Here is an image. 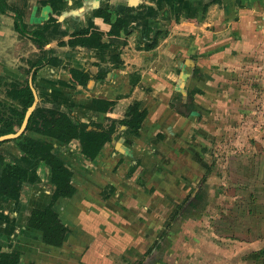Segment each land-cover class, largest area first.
I'll return each instance as SVG.
<instances>
[{
  "label": "crops",
  "instance_id": "1",
  "mask_svg": "<svg viewBox=\"0 0 264 264\" xmlns=\"http://www.w3.org/2000/svg\"><path fill=\"white\" fill-rule=\"evenodd\" d=\"M6 2L28 32L55 26L38 47L11 29L12 13L0 14V87L29 86L35 106L70 108L84 123L115 122L95 146L24 132L51 145L72 196L53 205L62 244L43 243L31 211L55 185L39 161L38 181L0 209V264H264V0ZM104 7L129 33L109 34L94 14ZM86 29L108 46L67 43ZM94 99L114 104L99 112ZM133 102L146 110L138 129L118 123ZM4 148L23 156L14 141ZM200 194L203 216L183 218Z\"/></svg>",
  "mask_w": 264,
  "mask_h": 264
},
{
  "label": "trees",
  "instance_id": "2",
  "mask_svg": "<svg viewBox=\"0 0 264 264\" xmlns=\"http://www.w3.org/2000/svg\"><path fill=\"white\" fill-rule=\"evenodd\" d=\"M9 12L12 13L11 29L19 36L29 39L38 47H43L48 42L46 31L49 33L48 29L51 26H55L52 19L41 28L28 32L24 26L20 12L15 7L7 4L6 0H0V14H8ZM94 14L103 17L105 21L111 24L110 35L117 36L121 31L126 34L129 33L127 21L119 17L111 21V12L107 7L98 8ZM88 33V29L82 30L67 43L69 45L82 44L94 48L108 46L109 43L102 42L103 34L101 32L93 29L89 35ZM155 44L156 38L150 43V47H153ZM47 62H50L49 59ZM103 76L104 73L98 72L95 78L100 79ZM1 85L6 89L5 91L9 100L8 103L0 102V135H4L16 131L23 120L26 110L33 103L34 98L32 89L29 86L24 87L15 82L8 81L2 82ZM93 102L99 112H106L114 104L113 101L101 99H94ZM126 115L128 116V120L119 121L118 123H122L131 129H138L146 115V110H139L138 102H133L128 106ZM33 116L45 118L48 124L43 127L34 125L32 123ZM107 121L110 123L106 126L96 122L84 123L72 114L70 108L56 110L35 106L25 130L52 137L62 143H69L76 139L79 142L95 146L97 143L102 144L106 141L111 126L115 122V120L109 119ZM9 141H14L16 146L22 151L23 156L21 158L7 155L3 144ZM50 148L51 145L34 140L24 133L15 139L0 142V161L4 162L0 177V209L8 202H16L20 199L23 183L31 184L38 181L34 166L39 161L50 164L52 172H54V176L51 179V182L55 185L54 192L47 205L43 208L32 209L31 217L44 223L42 242L48 245L60 246L64 235L63 231L56 225L57 213L54 211L53 205L60 197H71L72 191L64 181L59 179V177H67V172L63 163L50 154ZM95 154V152H92L90 158L94 157ZM175 214L172 213L171 217H174Z\"/></svg>",
  "mask_w": 264,
  "mask_h": 264
},
{
  "label": "rangeland",
  "instance_id": "3",
  "mask_svg": "<svg viewBox=\"0 0 264 264\" xmlns=\"http://www.w3.org/2000/svg\"><path fill=\"white\" fill-rule=\"evenodd\" d=\"M0 88H2L3 90H4V88L1 86ZM2 89H0V90H2ZM7 97V96H6ZM5 97V94H4V96H3V94H2V91H1V93H0V102H4V103H8V99ZM17 130V129H16ZM6 144V143H5ZM5 144H3V146L5 145ZM195 200V202H199L200 204H199V206L198 207H195V208H193V212H191L192 210H191V208L190 207H185L184 206V211H182V209H180L181 211H179L178 213H181L182 215V217L183 218H186V217H190V216H192V217H200V216H203V214L205 213L204 212V210H203V203H204V200H205V195H202V194H200L199 195V197H197V198H194L193 199V201ZM184 205V204H183ZM172 213H174V211L172 212ZM171 213V214H172ZM191 213H193L194 215H192ZM186 216V217H185ZM197 217V218H198ZM174 217H172V219H173ZM172 219H170V220H172ZM175 219V218H174ZM173 219V220H174ZM172 220V221H173ZM199 249H202V248H199ZM206 249V247H204V250Z\"/></svg>",
  "mask_w": 264,
  "mask_h": 264
},
{
  "label": "water",
  "instance_id": "4",
  "mask_svg": "<svg viewBox=\"0 0 264 264\" xmlns=\"http://www.w3.org/2000/svg\"><path fill=\"white\" fill-rule=\"evenodd\" d=\"M33 92V95H34V99H33V103L31 104L30 107H28V109L26 110L25 114H24V117H23V120L20 124V126L18 127V129L14 132V133H9V134H4V135H0V142H3V141H7V140H12V139H15L17 138L20 134H22V132H24L25 130V127L27 125V122H28V119H29V116L30 114L32 113L34 107H35V104H36V96L34 94V91Z\"/></svg>",
  "mask_w": 264,
  "mask_h": 264
},
{
  "label": "flooded vegetation",
  "instance_id": "5",
  "mask_svg": "<svg viewBox=\"0 0 264 264\" xmlns=\"http://www.w3.org/2000/svg\"><path fill=\"white\" fill-rule=\"evenodd\" d=\"M94 30H96V29H94ZM97 31V30H96ZM90 34V32L88 33V35ZM33 98H34V96H33ZM31 115V114H30ZM30 117V116H29ZM29 120V119H28ZM28 123V122H27ZM27 126V125H26ZM26 128V127H25ZM18 129V128H17ZM26 130H24V132H25ZM24 132H22V133H24Z\"/></svg>",
  "mask_w": 264,
  "mask_h": 264
}]
</instances>
